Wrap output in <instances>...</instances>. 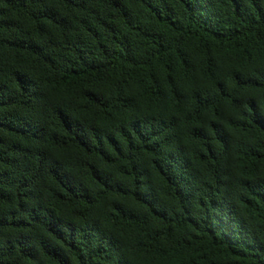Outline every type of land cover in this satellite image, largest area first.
I'll return each mask as SVG.
<instances>
[{
	"label": "trees",
	"instance_id": "obj_1",
	"mask_svg": "<svg viewBox=\"0 0 264 264\" xmlns=\"http://www.w3.org/2000/svg\"><path fill=\"white\" fill-rule=\"evenodd\" d=\"M0 264H264V0H0Z\"/></svg>",
	"mask_w": 264,
	"mask_h": 264
}]
</instances>
